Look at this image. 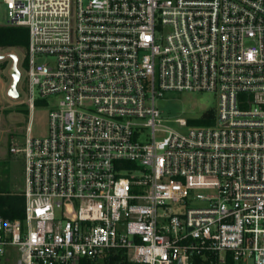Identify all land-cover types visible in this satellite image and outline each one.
Returning a JSON list of instances; mask_svg holds the SVG:
<instances>
[{"label":"built area","instance_id":"1","mask_svg":"<svg viewBox=\"0 0 264 264\" xmlns=\"http://www.w3.org/2000/svg\"><path fill=\"white\" fill-rule=\"evenodd\" d=\"M2 4L28 32L29 120L56 103L10 148L23 217H0V264H264V0ZM166 92L214 94L212 125H163Z\"/></svg>","mask_w":264,"mask_h":264},{"label":"rangeland","instance_id":"2","mask_svg":"<svg viewBox=\"0 0 264 264\" xmlns=\"http://www.w3.org/2000/svg\"><path fill=\"white\" fill-rule=\"evenodd\" d=\"M7 10L0 0V26H7L9 21ZM18 58V69L21 79L17 85L19 97L8 96L11 83L9 69L12 65L10 55ZM0 192L21 193L24 182L23 155L11 154L10 148H22L26 138V128L30 126V137L45 138L48 131V114L56 103L54 97H49L35 106L32 119L29 120V110L21 103L23 99L24 66L26 48L0 49ZM39 62L52 64L53 58L38 57ZM163 125L177 129L175 119L197 120L209 110L217 108V97L208 92H166L163 98L156 101ZM142 141L150 139V130L141 131ZM202 204H190L187 207H201Z\"/></svg>","mask_w":264,"mask_h":264},{"label":"trees","instance_id":"3","mask_svg":"<svg viewBox=\"0 0 264 264\" xmlns=\"http://www.w3.org/2000/svg\"><path fill=\"white\" fill-rule=\"evenodd\" d=\"M28 32L27 29L17 26H0V49H23L27 47ZM25 65V61H23ZM41 104V101L36 103ZM214 111L209 110L197 120H188V124L192 126L205 127L212 125ZM23 197L20 193L0 192V217L17 220L23 217ZM195 264H208L203 262L201 258L195 259ZM111 264H128L122 258V255L115 256ZM213 264H216L213 261Z\"/></svg>","mask_w":264,"mask_h":264},{"label":"water","instance_id":"4","mask_svg":"<svg viewBox=\"0 0 264 264\" xmlns=\"http://www.w3.org/2000/svg\"><path fill=\"white\" fill-rule=\"evenodd\" d=\"M2 57L0 56V59ZM10 58L12 60V65L9 69V75L11 77V83L9 86V89L7 91L8 96L13 98V99H17L19 97V93L17 91V85L21 79V73L18 69V58L16 55L11 54Z\"/></svg>","mask_w":264,"mask_h":264}]
</instances>
